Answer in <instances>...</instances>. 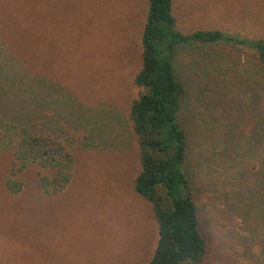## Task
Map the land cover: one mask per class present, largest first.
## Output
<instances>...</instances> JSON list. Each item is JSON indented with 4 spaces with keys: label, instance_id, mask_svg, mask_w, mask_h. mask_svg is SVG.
<instances>
[{
    "label": "rangeland",
    "instance_id": "1",
    "mask_svg": "<svg viewBox=\"0 0 264 264\" xmlns=\"http://www.w3.org/2000/svg\"><path fill=\"white\" fill-rule=\"evenodd\" d=\"M181 33L219 29L264 39V0H171ZM148 0H0V264H146L156 247L128 120L142 88ZM185 88L184 171L206 241L198 264H264V65L227 41L177 46ZM23 123L62 141L74 160L45 195L29 163L5 185ZM165 200V199H163ZM166 201V200H165ZM192 264V263H190Z\"/></svg>",
    "mask_w": 264,
    "mask_h": 264
},
{
    "label": "trees",
    "instance_id": "2",
    "mask_svg": "<svg viewBox=\"0 0 264 264\" xmlns=\"http://www.w3.org/2000/svg\"><path fill=\"white\" fill-rule=\"evenodd\" d=\"M218 41L246 46L264 65V39L230 35L219 29L181 33L175 26L171 0H148L141 34L142 64L133 80L143 91L133 98L128 111L140 164L132 189L150 204L158 232L146 264H198L205 259L206 241L199 231L198 208L184 171L188 136L180 124V112L185 88L173 63L177 46ZM5 125L19 135L6 188L18 193L22 184L15 176L33 163L39 167L37 183L45 195L64 190L74 169L67 146L53 136L33 132L26 124Z\"/></svg>",
    "mask_w": 264,
    "mask_h": 264
},
{
    "label": "crops",
    "instance_id": "3",
    "mask_svg": "<svg viewBox=\"0 0 264 264\" xmlns=\"http://www.w3.org/2000/svg\"><path fill=\"white\" fill-rule=\"evenodd\" d=\"M42 191V190H41Z\"/></svg>",
    "mask_w": 264,
    "mask_h": 264
}]
</instances>
